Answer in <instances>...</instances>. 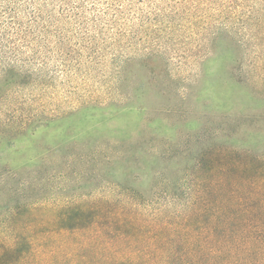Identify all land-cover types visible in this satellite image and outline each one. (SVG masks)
Here are the masks:
<instances>
[{"label":"rangeland","instance_id":"obj_1","mask_svg":"<svg viewBox=\"0 0 264 264\" xmlns=\"http://www.w3.org/2000/svg\"><path fill=\"white\" fill-rule=\"evenodd\" d=\"M4 5L0 213L117 199L134 174L149 191L160 155L187 142L264 156V0Z\"/></svg>","mask_w":264,"mask_h":264},{"label":"trees","instance_id":"obj_2","mask_svg":"<svg viewBox=\"0 0 264 264\" xmlns=\"http://www.w3.org/2000/svg\"><path fill=\"white\" fill-rule=\"evenodd\" d=\"M0 10L15 13L4 0ZM253 20L260 30L261 15ZM186 146L160 155L149 191L134 174L117 199L4 210L0 264H264V156Z\"/></svg>","mask_w":264,"mask_h":264}]
</instances>
